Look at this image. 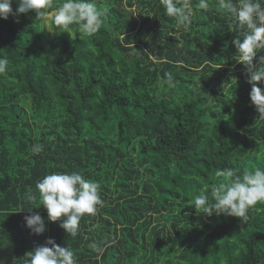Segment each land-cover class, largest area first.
I'll return each instance as SVG.
<instances>
[{"label":"trees","instance_id":"obj_1","mask_svg":"<svg viewBox=\"0 0 264 264\" xmlns=\"http://www.w3.org/2000/svg\"><path fill=\"white\" fill-rule=\"evenodd\" d=\"M94 2L109 9L94 35L56 32L51 20L50 35L32 11L0 18V260L23 264L53 238L76 264H264V202L246 223L192 205L229 182L217 170L264 169V117L232 44L247 29L218 0L187 31L160 0ZM65 171L100 184L102 204L74 238L47 219L35 190ZM32 213L43 234L25 226Z\"/></svg>","mask_w":264,"mask_h":264},{"label":"clouds","instance_id":"obj_2","mask_svg":"<svg viewBox=\"0 0 264 264\" xmlns=\"http://www.w3.org/2000/svg\"><path fill=\"white\" fill-rule=\"evenodd\" d=\"M13 0H0V18L9 15L35 12L36 20L47 22L51 19L56 32H68L75 25L83 35H94L100 30L108 16V8H98L94 0H62L54 7L53 0H16L18 7L12 9ZM165 14L174 18L178 29L187 31L195 11H208L207 0H198L193 7L191 0H160ZM219 6L232 17L240 28L247 31L235 36L232 44L239 53L236 61L241 62L248 74L247 82L251 85L250 101L256 111L264 117V55L257 57L258 50L264 49V0H218ZM49 9H53L51 13ZM51 32V31H50ZM7 60L0 58V74L7 71ZM173 77L165 73V81L170 87ZM258 82V83H257ZM43 150L40 144L33 145L32 152ZM217 177L228 178V183L213 185L210 194L200 192L195 196L194 205L199 213L211 217H238L241 223L249 219L247 213L258 202H264V169L257 167L245 171L242 176L235 175L232 169L217 170ZM35 190L40 196V204L47 210V219L59 222V226L71 237L78 234L79 221L84 215H94L97 206L102 204L100 184L86 179L77 171L52 172L38 180ZM28 201L35 199L32 190L26 196ZM32 208H28L31 211ZM23 210V209H22ZM25 226L33 234L46 231V224L39 213L24 217ZM97 252L103 249L95 248ZM0 264H5L0 260ZM23 264H76L74 252L68 247L58 245L53 238L45 244L27 251Z\"/></svg>","mask_w":264,"mask_h":264},{"label":"rangeland","instance_id":"obj_3","mask_svg":"<svg viewBox=\"0 0 264 264\" xmlns=\"http://www.w3.org/2000/svg\"><path fill=\"white\" fill-rule=\"evenodd\" d=\"M34 16H36V14H35ZM50 20H51V19H49L47 22H45L44 20H38V21L40 22L42 28L45 29V30H47V32H48L50 35H52L53 32L50 30V28H51V27H50V26H51V25H50V24H51V23H50ZM50 31H51L52 33H51Z\"/></svg>","mask_w":264,"mask_h":264}]
</instances>
